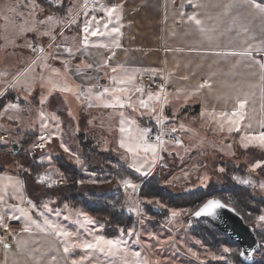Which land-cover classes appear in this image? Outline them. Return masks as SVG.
Wrapping results in <instances>:
<instances>
[{
    "label": "crops",
    "instance_id": "1",
    "mask_svg": "<svg viewBox=\"0 0 264 264\" xmlns=\"http://www.w3.org/2000/svg\"><path fill=\"white\" fill-rule=\"evenodd\" d=\"M47 1L50 6H43L36 0L26 1L38 20L27 34L34 37L33 42L28 46L18 42L24 46L21 48L23 61L18 57L17 63L0 64V93L9 88V98H19L17 93L27 88L25 84L31 77L49 89L44 93L41 86L35 87L28 93L29 99L20 100L18 116L28 120L35 115L34 124L39 126L35 132L17 130L20 134L33 133L34 139L45 136L46 140L51 136L50 142L46 143H77L76 138L69 142L59 138L64 126L61 119L77 114L86 119L87 130L84 131L93 140L97 133L118 131L122 118L125 127L129 126V121H135L149 129V135L156 129L165 131L167 128L166 131L171 132V128L176 127V132L183 135L184 143H192L194 136H189V131H210L215 140L237 143H249L241 141L247 133L264 131V69L256 63L264 62V13L243 4L242 0H192V3L189 0H110L100 8L102 17L97 18L92 11L83 8L84 0ZM6 2L0 0L1 7ZM115 5L120 6L119 18L117 14L109 18L104 10ZM0 9L1 43L3 11ZM190 15L201 20L204 31L188 19ZM49 16L53 17L52 21H48ZM93 17L96 18L92 22L93 28L105 31L103 25L110 19L109 29L119 27L120 34L90 37L85 46L82 29L85 21H92ZM73 20L75 23L71 22ZM45 31L51 35H42ZM52 36H55L54 40ZM249 45L252 56L226 54L242 52ZM40 48L44 51L33 50ZM67 48L72 49V54L66 51ZM45 59L47 67L44 66ZM34 60L36 66L32 71L29 68ZM113 68H116L115 72ZM21 73L25 75L21 76ZM143 75H160L165 80L161 95L167 98V103L151 102L158 109L162 106V116L166 117L163 124L157 123L156 114H148L143 109L104 107V101L111 100L107 95L103 100L95 99L97 92L113 87L130 89L133 103L140 98L146 99L149 93L159 92L160 87L155 91L144 90ZM128 76L133 79L125 85H117L113 80V77L119 80ZM17 78L19 83H16ZM205 81L207 84L201 87ZM53 83L57 85L56 89H53ZM12 84L16 86L11 87ZM65 85L72 91L59 90ZM89 88L92 89L91 101L85 95ZM136 88H142L143 93H137ZM240 100L245 102L243 109L238 108ZM5 102L4 99L0 101V115H3L0 126L10 123L3 112ZM41 111L45 113L43 122L48 124L47 128L42 126ZM234 111L241 114L235 117L240 131L229 133L227 120L220 113L231 115ZM52 115L57 117L55 121L51 119ZM191 117L194 119L190 122ZM221 123L224 124L223 131L220 130ZM1 129L8 134L7 129ZM13 208L0 210L2 221L7 218L5 211ZM28 218L24 222L18 220L23 227L13 230L11 249L4 250L0 240V264H72L61 240L50 231L30 225Z\"/></svg>",
    "mask_w": 264,
    "mask_h": 264
},
{
    "label": "rangeland",
    "instance_id": "2",
    "mask_svg": "<svg viewBox=\"0 0 264 264\" xmlns=\"http://www.w3.org/2000/svg\"><path fill=\"white\" fill-rule=\"evenodd\" d=\"M26 1L29 0H7L2 7L0 4L3 11L0 64L17 63L18 57L23 61L21 48L33 42L34 37L27 34L37 25L38 20L35 11L30 9L28 3L25 4ZM33 48H36V45ZM35 66L36 64L33 66L34 69ZM25 86L27 87L25 90L17 93L20 99H16L20 103L21 99L24 101L29 99L28 93L35 87L41 86L44 93L49 90L46 85L37 83L34 77H31ZM4 100L6 106L3 112L10 123L0 126V130L1 127L8 130V134L0 131V137L4 138L0 140V197H3L0 200V210L15 207L13 210L5 211L7 218L4 220L11 221L14 226L11 233L13 230H20L23 227L21 222L29 216L30 225L43 226L44 220L48 219L75 233L73 243L77 239L91 240L93 235H90V232L94 235H104L109 239H122L126 241L129 250L126 257L129 261L136 259L130 253L140 252L139 259L146 260L148 264H155L156 261H159V264H240L239 248L235 244L212 232L208 224H195L190 220V214L197 203L194 202L195 196H188L200 188L207 192V196H215L241 211L246 223L256 232L259 240L254 264H264V223H258L256 220L257 216L264 214V188L261 187L264 185V146L259 143L215 140L210 131L202 133L189 131L188 135L194 136L191 137L192 143H184L183 135H179L178 132L171 133L166 131L167 128H163L165 131H162L175 136L181 143L178 145L166 142L163 149H158V155L162 159H157L155 166L147 174H143V171L136 172L135 168L130 166L133 164L132 156L119 146L122 138L129 139L126 134L120 133L119 130L113 133L106 130L104 133L94 135L93 140L84 131L86 119L80 114L61 119L64 126L59 138H63L65 142L75 138L77 141L63 143L71 150L70 152L64 151L62 143H45L43 148L34 146L40 143L39 139L25 143L26 133L20 134L17 130L23 132L34 131L35 128L38 130V124L37 126L34 124L35 115L28 120L20 118L18 112L22 103L17 108H10L13 98L5 97ZM2 116L1 114L0 118ZM193 119L191 117L190 122ZM2 121L0 119V125ZM129 126L133 133L146 128L138 122ZM56 135L59 136L57 132ZM11 139L18 145L15 154L10 153ZM79 139L92 141L87 149H82L79 146ZM48 157L52 158L51 163ZM143 157L144 153L141 152L135 161L137 166ZM58 160L67 162L77 171V188L72 192L66 191L67 196L76 194L83 199L97 202L100 201L98 198L100 195L105 193L112 195L113 200L117 202L114 205L115 209H121L123 212L121 222L130 221V224H118L115 228L112 226L110 229L115 232H108L107 226L113 220L107 216L98 218L79 205L74 207L72 203L64 200L63 195L66 192L63 187L68 181L58 167ZM257 162H262L261 166L254 168L253 165ZM127 169L140 176L130 173ZM147 169L146 165L145 171ZM61 173L63 175H60ZM40 175H50L57 182L54 184L49 180L41 182ZM122 178L131 179L137 185L136 190L126 189L121 183ZM245 180L249 183H242ZM234 187H243L247 190L248 199L244 208L241 207L242 203H239L241 196L233 191ZM175 201H181L179 206L171 204ZM44 204H48L47 209L43 207ZM20 208L25 209L28 215H22L18 210ZM153 209H157L158 212H154ZM169 209L183 210V214L173 218ZM80 212L87 213L95 223L81 227L76 223L78 218L83 219L78 217ZM130 231L132 235H128ZM110 233L115 234L111 236ZM57 238L64 247L63 238ZM225 247L231 251L224 252ZM66 254L71 261L87 257L83 264H124L125 261L123 254L108 255L98 250L86 251L79 247H70ZM212 254L223 256L224 259H213Z\"/></svg>",
    "mask_w": 264,
    "mask_h": 264
},
{
    "label": "snow or ice",
    "instance_id": "3",
    "mask_svg": "<svg viewBox=\"0 0 264 264\" xmlns=\"http://www.w3.org/2000/svg\"><path fill=\"white\" fill-rule=\"evenodd\" d=\"M86 2V0H85ZM189 3H192V0H189ZM243 4L246 5H250L252 6L256 11H258L259 13H264V0H242ZM119 5H115L113 7L107 8L104 11L106 12V15L111 18L114 14H117V18L118 17V9H119ZM48 21H52L53 17L49 16ZM188 19L190 21H193L197 26H201L202 22L201 20L197 19L195 15H190L188 17ZM96 21V18L93 17L92 21H85L82 32H83V40L82 43L87 46L88 42H89V38L90 37H104V36H108V35H112V34H116L119 35L120 34V28L119 27H112L111 29H109V23H111V20L109 19L108 23H105L103 25L105 31H101L99 27H92V22ZM72 23H75V20L71 21ZM39 23L43 24L45 23V21H39ZM98 23V22H97ZM201 31H204L203 27L201 26ZM42 35L44 36H50L51 33L49 31H45L42 33ZM52 39H55V36H52ZM100 47H107V45H100ZM34 51H40L43 52L44 49L40 48V49H33ZM66 51L69 54H72V49L71 48H67ZM228 55H239V56H252V50H251V45H249L248 49H245L242 52H233V53H226ZM39 59V58H38ZM256 63H258L260 65V67L262 69H264V62L261 61H256ZM36 64V61L34 60L32 62V65H30L29 70L34 71V65ZM44 66L47 67V63H46V59L44 61ZM89 67H91V65H89ZM53 72L58 73L59 70L58 69H52ZM113 72L116 71V68L112 69ZM21 76L25 75V73H21ZM43 78V77H41ZM133 77L128 76L126 78H121L119 80H117L115 77H113L114 82L117 85H125L128 84L132 81ZM16 83H19V78H17ZM207 84V81L204 82V84L201 85V87L205 86ZM11 87H15L16 84H12L10 85ZM27 87H30V85H27ZM53 89L57 88L56 84H52ZM60 91L63 92H70L72 91L71 88H69L67 85L59 88ZM135 91L137 93H143V89L142 88H136ZM164 92V87L163 85L160 86V90L159 92L153 94V93H149L147 95V98H140L138 99L137 103H133L132 102V97L130 95V89L126 88V87H113V88H104L102 92H97L95 94V99L96 100H103V98L107 95L109 97H111V100H107L104 101L103 106L106 108H120L123 109L125 107L127 108H131L133 111H137L138 109H143L145 110L148 114H156L154 116V118L156 119L158 124H163L164 120L166 119V117L162 116V112H163V108L162 106L158 109L156 106H154L151 102H155L157 104H163V103H167V98L163 97L162 98V93ZM3 93H0V95H2ZM92 89H88L87 90V94L86 98L91 101L92 100ZM43 102V101H42ZM245 106V102L243 100L238 101V108L239 109H243ZM10 108H17L18 105L12 104L9 105ZM203 115V113L201 114ZM241 114L238 111H234L231 113V115H229L228 113H220V116L224 119L227 120L228 123V128L227 131L229 133L233 132V131H240V128L238 126V121L235 119V117L240 116ZM40 116H41V120H42V126L44 128L48 127V124L43 122L44 121V117H45V113L43 111L40 112ZM120 116L123 117L124 113L121 112ZM11 118V117H10ZM51 119L53 121H55L57 119V117L55 115L51 116ZM129 125L134 124L135 121H129L128 122ZM58 127V125H57ZM184 126L181 125V129H183ZM220 130L223 131L224 130V124L221 123L220 125ZM120 133L122 134H126L129 139H121L120 140V148H123L126 150L127 153H129L132 158H133V164L130 165L131 167L135 168L136 172H142L143 174H147L148 171L151 170L152 167L155 166V163L157 161V159H162V157H160L158 155V149H163L164 145H165V141L163 139V136L165 133L161 132L160 135H157L156 137V142L155 143H150L148 141V132L150 131L149 129L145 128L140 130L138 133H133L131 127H125V120L122 118L120 120V129H119ZM177 131L176 127H172L171 128V133H175ZM55 133L52 134V136H54ZM3 137H0V140H3ZM51 140V136H49L46 140L45 136H40L39 137V141L40 143L34 145L35 147H39V148H43L45 146L46 142H50ZM247 140L249 143H259L261 146H264V131H260L258 133H247L244 136L241 137V141H245ZM176 144H180L181 141L179 139L175 140ZM61 147L64 148L65 152H70L71 150L65 146L63 143L61 144ZM166 150V149H164ZM143 152L144 153V157L142 162L137 166V164L135 163L136 158H138L140 156V153ZM149 154H151V156L149 157ZM51 157H48L49 163H51ZM262 162H257L255 165H253L254 168L256 167H260ZM148 166L147 171H145V166ZM221 171H223V169H221ZM60 175H63L62 173ZM11 179V178H9ZM39 180L41 182L45 181V180H49L51 181L52 184L56 183L57 181L53 180L52 177L50 175H40L39 176ZM93 183H95V181H92ZM80 183H83V181H80ZM121 183L123 184V186L126 189H132L133 191L136 190L137 185L129 178H122ZM242 183H249V181L245 180L242 181ZM262 188H264V185H261ZM3 197H0V200H2ZM157 204H159V201H157ZM163 207V205H161ZM44 208H48V204H44L43 205ZM65 207H67V205H65ZM226 207L225 204H223L219 199H208L205 203L202 204V206L197 210L194 211L192 213V215L194 216H201V215H215L216 210L217 209H221ZM19 212L24 215L27 216L28 213L25 209L20 208L18 209ZM171 217H177L183 214V210H177V209H169ZM57 215H59V212H57ZM78 217H82L83 219H77L76 223L80 224L81 227H86L87 225H91L94 224L95 221L87 215V213H83L80 212L78 214ZM13 219H18L19 217H12ZM67 219V217H66ZM256 220L258 223H264V214H261L259 216L256 217ZM33 223H35L33 221ZM38 228H42L43 231H49L51 230V232H53L57 237H62L63 241H64V252L68 253L69 252V248L70 247H79L81 249H84L86 251L88 250H98L100 252H104L105 254L108 255H121L123 254L125 256V261L124 264H148V262L146 260H141L139 259L140 257V252H133L130 253L133 257H135L136 259L133 261H129L127 260V255L129 254V250L126 247V241L122 240V239H109L106 238L104 235H94L90 232V235H93V238L91 240H87V239H77L75 241V243L72 242V238L76 235L75 233L68 231L67 229H65L63 226L54 223L51 220L45 219L44 220V225L41 226L40 224L36 225ZM25 231H28L27 228H25ZM123 231V230H122ZM133 233L130 231L128 233V235H132ZM224 252H230L231 250L227 247H225L223 249ZM241 255H245V253L242 251L240 253ZM212 258L213 259H224L223 256H216L215 254H212ZM55 259V257H53V260ZM87 259V257H81L80 260H73L72 264H83L84 260ZM155 264H159V261H156Z\"/></svg>",
    "mask_w": 264,
    "mask_h": 264
},
{
    "label": "trees",
    "instance_id": "4",
    "mask_svg": "<svg viewBox=\"0 0 264 264\" xmlns=\"http://www.w3.org/2000/svg\"><path fill=\"white\" fill-rule=\"evenodd\" d=\"M36 1L38 3H40V4H42L43 6H50V4H49V2L47 0H36ZM9 96H10L9 93H6L4 95V98L5 97H9ZM35 137L36 136L33 133H26V135H25V139H26L25 143H30ZM91 141H89L87 139H84V140L83 139H79L78 142H79V146L82 149H87L89 147V143H91ZM58 167L60 168V170L67 177V181L68 182H67V185L65 187H63L64 191L66 192V191L70 190V192H72L73 190H75L77 188V180H78L77 171H76L75 167L69 165L67 162H65L63 160H58ZM127 170L130 173H134V175H136V176H140L138 173H135L134 171L131 172L130 169H127ZM21 175H22V178L24 180L23 174H21ZM202 190L203 189L199 188V189L195 190L193 193H190V195L188 196V197H194L195 196L194 202L197 203V205L195 206V209L192 211V213L205 200H207L209 198V195L207 196V192H203ZM233 191L235 192V194L238 193L241 196V200H239V203H242L241 207L244 208L245 207L244 204H246V201L248 199L247 190H245L243 187H237V188L234 187ZM67 193L68 192L64 193L63 198H64V200L69 201L70 204L72 203L74 205V207L79 205L83 210H85L88 213L96 215L98 218H103V217L107 216L109 219L113 220L112 223L107 226L109 228L108 232H115V230L112 231V229H110L112 226L115 228V226L118 225V224L119 225H123V224L129 225L130 224V221H126L125 223L121 222V220H123L122 219L123 218V212L121 211V209H115L114 205L117 202L115 200H113L112 195H107L105 193V195H100V197H98V198H100V201L92 202V201H89V200H87L85 198L83 199V198L77 196L76 194H74V195L72 194V195L67 196L66 195ZM176 200H178V199H176ZM185 200H186V198H185ZM180 202L175 201V202H173L171 204H173L174 206H179ZM232 207L242 216L243 220L246 223V220L243 217L241 211H239L235 206H232ZM153 211L154 212H158V210H155V209H153ZM192 213L190 214L189 218H190V220L193 223H195V224H200V223L208 224L212 228V232H215L217 235H220V236H222L225 239H228L229 241L232 242V244H235L239 248L238 260H239L240 264H254L256 262L255 253L258 251L259 245H258V248L255 251L253 257L251 259H249V260H245L243 255L240 254L242 252V250H241V247L237 243L233 242L229 237H227V236L223 235L222 233H220V231L218 229H216L213 225H211L207 221L202 220V219H196V217L194 215H192ZM111 234H115V233H110V235ZM255 234H256V232H255ZM256 237H257V240H258L257 234H256ZM258 242H259V240H258ZM213 264H220V263H213Z\"/></svg>",
    "mask_w": 264,
    "mask_h": 264
},
{
    "label": "water",
    "instance_id": "5",
    "mask_svg": "<svg viewBox=\"0 0 264 264\" xmlns=\"http://www.w3.org/2000/svg\"><path fill=\"white\" fill-rule=\"evenodd\" d=\"M10 146V153L15 154L18 151V145L13 139L10 141ZM208 199L219 198L212 196ZM207 200H205L203 203H205ZM219 200L225 204L226 207L217 209L215 215H201L199 217L195 216L196 219L205 220L213 225L220 231V233L229 237L233 242L237 243L241 247V250L245 253V255H243L245 260L251 259L259 245L254 230L250 225L245 223L242 216L232 206L224 203L221 199ZM202 204L195 211H197L202 206Z\"/></svg>",
    "mask_w": 264,
    "mask_h": 264
},
{
    "label": "built area",
    "instance_id": "6",
    "mask_svg": "<svg viewBox=\"0 0 264 264\" xmlns=\"http://www.w3.org/2000/svg\"><path fill=\"white\" fill-rule=\"evenodd\" d=\"M110 0H84L83 8H86L93 12L94 16L97 18L102 17L101 13V7L107 5ZM165 80L160 75H143L141 77V83L142 87L145 91H155L157 90L161 85L165 88ZM9 88L4 90L2 92L3 94L0 95V101L4 99V95L7 93ZM13 104L19 105L20 102L18 99L13 98ZM161 132L165 133L164 131L160 129H156L154 132H152L148 140L150 142H156L157 135H160ZM164 141L175 143V140L177 139L175 136L170 134H164L163 136ZM16 226V225H15ZM11 228H14L12 225V222L9 220H4L0 222V240H1V246L4 250L11 249L13 247L14 243V236L11 233Z\"/></svg>",
    "mask_w": 264,
    "mask_h": 264
}]
</instances>
